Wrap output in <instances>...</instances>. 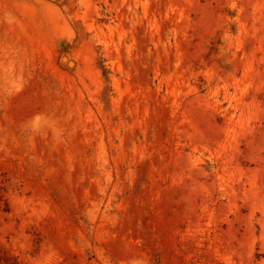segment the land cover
Here are the masks:
<instances>
[{
	"label": "rangeland",
	"instance_id": "374dc122",
	"mask_svg": "<svg viewBox=\"0 0 264 264\" xmlns=\"http://www.w3.org/2000/svg\"><path fill=\"white\" fill-rule=\"evenodd\" d=\"M0 264H264V0H0Z\"/></svg>",
	"mask_w": 264,
	"mask_h": 264
}]
</instances>
